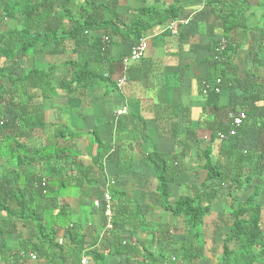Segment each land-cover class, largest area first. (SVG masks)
Wrapping results in <instances>:
<instances>
[{
    "label": "crops",
    "instance_id": "1",
    "mask_svg": "<svg viewBox=\"0 0 264 264\" xmlns=\"http://www.w3.org/2000/svg\"><path fill=\"white\" fill-rule=\"evenodd\" d=\"M6 1L0 0V38L22 22V16H5ZM51 1L35 14L34 31L57 33L56 38L36 54L0 60L12 76H0V93L14 103L1 116L12 128H2L0 120V193L2 202H14L13 190L31 189L38 176L48 178L46 223L64 249L48 258L36 252V259L11 258L40 238L35 223L0 211V264H80L82 252L77 256L70 231L82 237L90 264H147L150 254L179 259L185 217L163 206L158 173L147 161L151 154L169 162L170 204L184 196L211 204L200 228L199 264H219L232 207L256 194L264 225V0ZM88 14L92 20L108 19L120 32L94 27L74 36ZM184 19L190 21L177 32L167 29ZM137 20L148 49L124 70L121 61L137 41L130 33ZM222 40L226 49L215 59ZM83 65L89 79L79 83L75 67ZM31 69L52 71L46 91L23 86L20 79ZM124 75L127 82L119 88ZM217 78L221 93H206L203 82ZM124 107L128 114L118 116ZM229 110L246 111L247 118L235 137L223 141L219 134L229 129ZM42 148L59 155L40 159ZM19 149L28 162L15 160ZM209 162L226 172L223 179H208ZM238 174L242 187H230L227 178ZM213 187L218 194L210 201ZM108 191L114 196L116 230L101 238L106 216L95 201ZM63 206L70 221L62 227L54 218ZM116 235L131 249H115ZM254 264H264V256Z\"/></svg>",
    "mask_w": 264,
    "mask_h": 264
},
{
    "label": "trees",
    "instance_id": "2",
    "mask_svg": "<svg viewBox=\"0 0 264 264\" xmlns=\"http://www.w3.org/2000/svg\"><path fill=\"white\" fill-rule=\"evenodd\" d=\"M51 2V0H10L3 3L5 16L7 18L15 20L18 16H22V22L18 25L17 28L10 30L8 33L4 34L2 38H0V60L4 58L6 61L11 62L17 57H27L30 54H36L42 51L45 46L53 40V38H56L57 33H52L53 35H55L53 37L51 34H42L34 31L36 22L35 14L41 7L47 6V4ZM96 7L98 6H94L93 8ZM102 7L105 8V6ZM97 9H100V7ZM139 11L141 13L150 12V10L147 9H141ZM112 13L113 12H111V14ZM157 15L159 16V14ZM84 18L85 22L79 23L75 28L73 33L74 36L80 33L85 34L88 29L94 27L107 29L109 28L114 32V34L120 32L113 25V22L109 21L108 19L103 22L99 20H92L90 14H88V16ZM160 18L162 17L160 16ZM143 30L144 26L140 25L137 20L131 25L130 33L134 34L138 40L139 38L143 37ZM107 48V44H102V49L104 52L107 51ZM8 67L9 66L7 65L0 67V76H8L11 80L12 76L10 75L11 73L9 74V72L7 71ZM75 68L76 73L78 74L79 83L85 82L87 79H89L84 78V75L87 73V66L83 65ZM50 73H52V71H46L44 69H31L29 72H27L26 75L22 76L20 81L23 83V86H27L29 84L31 85V87L42 88L46 91L45 88L47 85L45 84L50 77ZM0 89H2L1 85ZM3 95L4 94L0 93V120L2 123V128L8 129L12 128V124L9 120L1 118V116H4L6 112L12 111L11 106L14 103L13 97H11L10 95ZM23 104L25 106V103ZM230 111L232 110H229V112ZM235 136L229 138H233ZM8 142L9 143L7 147L9 150H11L10 144L12 142V139L8 138ZM23 146H21V149ZM21 149L18 150V153L15 156V160L19 161L20 163L28 162L30 160L29 158L22 159L20 155V152H22ZM44 151L45 148H42L41 150L37 151L36 155L43 160L49 159L50 157H53L55 155L50 153L49 150H46L45 152ZM10 154L11 153L9 152V155ZM234 158V154L230 156L231 161ZM239 158H237V160ZM147 161L155 167L158 173L159 192L162 197L163 206L168 209L173 215H183L185 217L186 237L184 242L179 244V250L177 249L179 252H181L179 260H181L184 264H199V261L204 258V244L201 238L200 228L203 225L205 216H207L211 210V204L209 203L204 206L203 204H198L194 199L187 196L181 197L176 204H170V193L168 188L171 176L169 171V162L161 158L157 154H151L147 158ZM207 165L209 171L208 179L210 181L223 179V176L226 172L221 170L220 165H215L211 162H209ZM42 178V176L36 177L31 189L20 191L13 190L14 202H9V200L7 202H2V193H0V211H7L9 214L15 215L19 219L29 220L35 223L40 242L31 246L27 245L25 246L24 250L33 251L40 256L48 258L52 253L55 254V250L62 251L64 248H62V245H59L56 240V231H52L51 227L47 224L49 218L44 207L46 206L45 204H47L52 186L49 182L46 187H42ZM227 179L228 181L226 180V182H228L230 187L235 186L237 188H241L242 184L244 183L239 177V174L233 175V177L229 176ZM230 187L229 190H231ZM11 194L12 193H9L8 195L11 196ZM217 194V190L215 189V187H213L212 192L209 194L210 201L214 197H216ZM255 197L256 194H252L246 201L239 203V205L236 207H232V227L230 232L224 238L223 255L219 260V264H254L260 259V257L264 256V225L261 221L262 207L259 204H256ZM13 203L18 205V210H13L15 207ZM61 219H63L62 222ZM69 221V213L67 211V208L63 206L59 210L57 217L54 218V222L58 226L63 227L68 224ZM114 223H116L115 220ZM115 230L116 224L113 231ZM69 235L70 243L74 246L73 248L77 250L76 253L77 256H79L80 252H83V239L82 237H80V235L72 231H70ZM233 244L238 245L239 249L237 251H235L232 247ZM115 245H117L114 247L117 250L119 249L118 251H126L128 249H131V244H129L128 242L125 243V240H122L117 235L115 239ZM170 245L171 244H169V246ZM255 250L257 251V253L255 252ZM95 253L97 256L99 255L100 259L102 255L99 253L97 254V250ZM11 258H20V251L12 252ZM169 258L170 257L165 254H150V257L147 258V264H163ZM56 261L57 260H50L49 262L50 264H56Z\"/></svg>",
    "mask_w": 264,
    "mask_h": 264
},
{
    "label": "built area",
    "instance_id": "3",
    "mask_svg": "<svg viewBox=\"0 0 264 264\" xmlns=\"http://www.w3.org/2000/svg\"><path fill=\"white\" fill-rule=\"evenodd\" d=\"M190 19L187 20H176L172 21L168 24L167 29L171 32H177L179 27L182 25H187L189 23ZM109 41V37H105L103 42L104 44H107ZM148 49V40L145 36L139 38L135 45L131 48L130 52L122 59L121 63L122 66L124 67V70H127L128 66L132 62H136L141 60ZM226 49V41L222 40L215 48V59H219L221 54L225 51ZM127 82V77L124 75L121 79L117 81V85L119 88H122L123 85H125ZM221 79L217 78L215 82H209V81H204V89L206 93H209L211 91L216 92L217 94L221 93ZM117 115H126L128 114L127 109L124 107L120 110H118ZM229 129L228 131L221 132L219 134L220 140H224L226 138L235 136L237 134L238 128L242 126L244 120L247 118V112L246 111H230L229 112ZM49 183L48 178L44 177L42 178L41 186L46 187L47 184ZM111 184H114V182H110ZM113 200L114 196L113 194L108 191L104 193L103 198L101 201L97 200L95 201L96 206H101L104 210V214L106 216V222L103 227V230L100 234L101 238H105L107 235H109L115 227L114 223V218H115V212L113 209ZM60 243H63V240H60ZM20 256L22 258H30V259H36L37 255L34 252L30 251H22L20 253ZM80 264H90V258L89 255L86 253V250L82 252L81 255V260ZM163 264H184L181 260L177 258V256H171L168 260H166Z\"/></svg>",
    "mask_w": 264,
    "mask_h": 264
},
{
    "label": "rangeland",
    "instance_id": "4",
    "mask_svg": "<svg viewBox=\"0 0 264 264\" xmlns=\"http://www.w3.org/2000/svg\"><path fill=\"white\" fill-rule=\"evenodd\" d=\"M213 264H216L214 260H213Z\"/></svg>",
    "mask_w": 264,
    "mask_h": 264
}]
</instances>
